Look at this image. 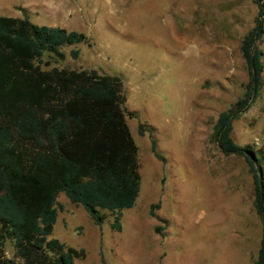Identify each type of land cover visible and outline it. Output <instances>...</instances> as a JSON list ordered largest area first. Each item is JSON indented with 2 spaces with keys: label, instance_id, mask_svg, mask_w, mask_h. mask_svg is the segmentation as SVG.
<instances>
[{
  "label": "rangeland",
  "instance_id": "obj_1",
  "mask_svg": "<svg viewBox=\"0 0 264 264\" xmlns=\"http://www.w3.org/2000/svg\"><path fill=\"white\" fill-rule=\"evenodd\" d=\"M0 16L85 35L86 43L60 48V60L43 54L42 70L92 69L122 83L138 195L115 231L108 212L101 211L98 227L80 205L56 194L50 237L83 251L74 264H97L98 246L106 264H251L261 236L251 174L241 156L222 154L211 135L217 115L246 90L240 41L263 18L255 43L260 84L231 120L230 138L253 149L264 144V16L255 0H0ZM155 204L159 221L149 215ZM157 250L162 259L154 257ZM4 255L12 256L8 242Z\"/></svg>",
  "mask_w": 264,
  "mask_h": 264
},
{
  "label": "trees",
  "instance_id": "obj_2",
  "mask_svg": "<svg viewBox=\"0 0 264 264\" xmlns=\"http://www.w3.org/2000/svg\"><path fill=\"white\" fill-rule=\"evenodd\" d=\"M264 16V0H255ZM263 18L240 41L249 81L243 96L220 112L212 140L222 154L241 156L254 186L253 208L261 236L251 264H264V144L239 146L230 138L231 120L245 110L260 84L262 52L255 46ZM84 34L38 26L25 18L0 16V264H74L82 250L51 238L56 194L80 205L100 227L101 211L120 229L121 211L133 206L139 191L136 146L124 119L119 78L96 70L51 67L43 54L63 57L60 48L86 43ZM71 58L77 51L69 52ZM138 125V134L143 133ZM153 156L162 161L149 141ZM258 171L260 175H258ZM158 204L152 205L149 215ZM160 233L161 227L153 228ZM8 242L12 256L4 255ZM102 261V259H101Z\"/></svg>",
  "mask_w": 264,
  "mask_h": 264
},
{
  "label": "crops",
  "instance_id": "obj_3",
  "mask_svg": "<svg viewBox=\"0 0 264 264\" xmlns=\"http://www.w3.org/2000/svg\"><path fill=\"white\" fill-rule=\"evenodd\" d=\"M77 206V205H76ZM82 208V207H81ZM56 217H57V213H56ZM56 221V219H55ZM55 223V222H54ZM158 234V233H157ZM113 245L115 246V244L113 243ZM97 253H98V256L96 257L98 259V263L97 264H106L105 262H102L101 261V254H100V249H99V246H98V250H97ZM165 254L162 253L160 250H157L154 254V257H158L159 259H162V257L164 256ZM83 259V258H81Z\"/></svg>",
  "mask_w": 264,
  "mask_h": 264
},
{
  "label": "water",
  "instance_id": "obj_4",
  "mask_svg": "<svg viewBox=\"0 0 264 264\" xmlns=\"http://www.w3.org/2000/svg\"><path fill=\"white\" fill-rule=\"evenodd\" d=\"M258 175H260V172L258 171Z\"/></svg>",
  "mask_w": 264,
  "mask_h": 264
}]
</instances>
